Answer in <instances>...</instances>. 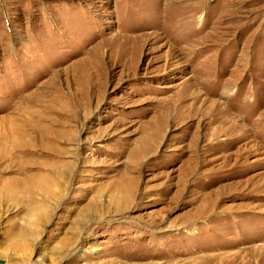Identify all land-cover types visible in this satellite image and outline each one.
I'll return each instance as SVG.
<instances>
[{
  "label": "rangeland",
  "instance_id": "1",
  "mask_svg": "<svg viewBox=\"0 0 264 264\" xmlns=\"http://www.w3.org/2000/svg\"><path fill=\"white\" fill-rule=\"evenodd\" d=\"M0 264H264V0H0Z\"/></svg>",
  "mask_w": 264,
  "mask_h": 264
}]
</instances>
